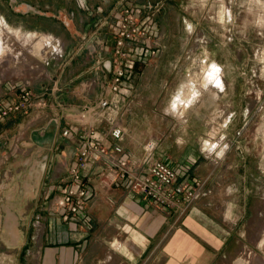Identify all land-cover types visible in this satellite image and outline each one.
<instances>
[{
  "label": "rangeland",
  "instance_id": "374dc122",
  "mask_svg": "<svg viewBox=\"0 0 264 264\" xmlns=\"http://www.w3.org/2000/svg\"><path fill=\"white\" fill-rule=\"evenodd\" d=\"M111 1L0 0V109L24 91L33 97L28 110L0 121V234L15 228L5 191L79 148L75 110L109 95L103 64L116 12L139 6L159 52L135 66L111 117L127 128L136 159L154 143L156 158L191 167L213 196L236 200L245 219L234 264H264V0H119L115 11ZM53 94L64 110L51 106ZM4 246L0 264H12Z\"/></svg>",
  "mask_w": 264,
  "mask_h": 264
},
{
  "label": "crops",
  "instance_id": "0c3cea01",
  "mask_svg": "<svg viewBox=\"0 0 264 264\" xmlns=\"http://www.w3.org/2000/svg\"><path fill=\"white\" fill-rule=\"evenodd\" d=\"M117 1L109 4L113 11ZM53 97L51 106L57 108L56 95ZM58 121L57 131L63 127L61 119ZM49 132L52 138L57 133ZM75 133L78 137L79 132ZM127 140L125 136V150L134 158L140 157V151L133 155L127 150ZM73 155L59 156L53 169L48 163L42 164L36 180L26 172L19 183L5 191L3 205L15 228L0 234V243L15 256L12 264L235 263V242L237 236H243L237 233V225L245 215L242 207L237 208L236 200L213 196L211 189L181 216L141 195L110 185L103 164L97 163L85 172L91 197L84 211L67 221L47 212L46 200L57 194L53 188L65 177ZM163 161L178 171L180 183L194 184L191 167L173 164L165 157ZM22 220L27 227L20 229Z\"/></svg>",
  "mask_w": 264,
  "mask_h": 264
},
{
  "label": "built area",
  "instance_id": "2783aa9c",
  "mask_svg": "<svg viewBox=\"0 0 264 264\" xmlns=\"http://www.w3.org/2000/svg\"><path fill=\"white\" fill-rule=\"evenodd\" d=\"M143 10L139 6H123L116 12L112 26V59L103 64L104 70L111 74L107 85L110 96L74 112L72 121L81 126L80 146L67 166L65 177L57 188H53L57 194L48 198L45 204L47 212L60 215L63 221L84 211L91 197L86 187L85 172L97 163L103 164V172L108 176L110 185L119 186L129 194L141 195L181 216L186 215L193 203L206 194L202 181H195L192 185L180 183L178 171L155 157L154 143L146 146L142 158H134L122 145L126 128L111 117L119 102H125L127 98L126 82L135 66L156 57L159 52L152 18ZM32 98L30 91H24L16 103L6 104L0 109V121L13 113L28 110ZM37 105L44 107L46 104L39 102ZM58 106L64 110L61 103ZM104 122L106 128L101 132L100 127ZM70 134L71 129H65L62 133L65 137Z\"/></svg>",
  "mask_w": 264,
  "mask_h": 264
},
{
  "label": "bare ground",
  "instance_id": "6f19581e",
  "mask_svg": "<svg viewBox=\"0 0 264 264\" xmlns=\"http://www.w3.org/2000/svg\"><path fill=\"white\" fill-rule=\"evenodd\" d=\"M3 41L5 42V41H8V38L7 37H4L3 38ZM15 50V49H14ZM211 72V71H210ZM216 80V79H215Z\"/></svg>",
  "mask_w": 264,
  "mask_h": 264
},
{
  "label": "water",
  "instance_id": "95a60500",
  "mask_svg": "<svg viewBox=\"0 0 264 264\" xmlns=\"http://www.w3.org/2000/svg\"><path fill=\"white\" fill-rule=\"evenodd\" d=\"M56 126V122L54 121V123L52 124V128Z\"/></svg>",
  "mask_w": 264,
  "mask_h": 264
}]
</instances>
